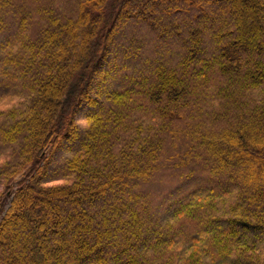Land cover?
Returning a JSON list of instances; mask_svg holds the SVG:
<instances>
[{
  "label": "trees",
  "instance_id": "trees-1",
  "mask_svg": "<svg viewBox=\"0 0 264 264\" xmlns=\"http://www.w3.org/2000/svg\"><path fill=\"white\" fill-rule=\"evenodd\" d=\"M26 1L0 0V264H264V0Z\"/></svg>",
  "mask_w": 264,
  "mask_h": 264
},
{
  "label": "rangeland",
  "instance_id": "rangeland-1",
  "mask_svg": "<svg viewBox=\"0 0 264 264\" xmlns=\"http://www.w3.org/2000/svg\"><path fill=\"white\" fill-rule=\"evenodd\" d=\"M27 1H28V0H27ZM27 1H26V2H27ZM26 7H27V5L25 6V8H26ZM62 27H63V26H62ZM120 27H121V26H120ZM120 27H119V28H120ZM15 35H18V37L20 36L19 33H18V34L16 33ZM18 37H17V38H18ZM17 38H16V39H17ZM19 40H21V39H19ZM2 60H3V58H2ZM16 84L18 85L19 82L17 81ZM201 139H203V138L201 137ZM162 154H163V151H162ZM147 160H148V159H147ZM156 161H157V156H156V157L154 156V157H152L150 160H148L147 163H144V164L147 165V170H148V171H150V170H155V169H156V167H157V163H156ZM147 170H146V171H147ZM18 179H19V177L16 178V180H18Z\"/></svg>",
  "mask_w": 264,
  "mask_h": 264
},
{
  "label": "bare ground",
  "instance_id": "bare-ground-1",
  "mask_svg": "<svg viewBox=\"0 0 264 264\" xmlns=\"http://www.w3.org/2000/svg\"><path fill=\"white\" fill-rule=\"evenodd\" d=\"M122 12H123V11H122ZM122 12H121V13H122ZM120 15H121V14H120ZM120 15H119V16H120ZM122 15H123V14H122Z\"/></svg>",
  "mask_w": 264,
  "mask_h": 264
}]
</instances>
